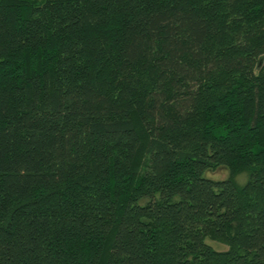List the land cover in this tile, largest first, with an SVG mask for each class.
Wrapping results in <instances>:
<instances>
[{"label": "trees", "instance_id": "trees-1", "mask_svg": "<svg viewBox=\"0 0 264 264\" xmlns=\"http://www.w3.org/2000/svg\"><path fill=\"white\" fill-rule=\"evenodd\" d=\"M0 264H264V0H0Z\"/></svg>", "mask_w": 264, "mask_h": 264}, {"label": "rangeland", "instance_id": "rangeland-1", "mask_svg": "<svg viewBox=\"0 0 264 264\" xmlns=\"http://www.w3.org/2000/svg\"><path fill=\"white\" fill-rule=\"evenodd\" d=\"M205 176H212L213 178H218V179H222V178H226L229 175V171L226 167H219L214 171H206L204 173ZM247 179V174L246 173H240L236 176V180L238 183H243L245 182ZM213 247H215L216 249H226V245L222 244L220 242H212Z\"/></svg>", "mask_w": 264, "mask_h": 264}]
</instances>
